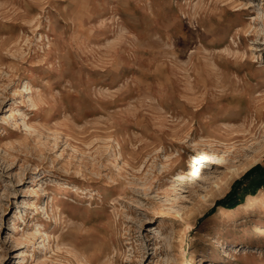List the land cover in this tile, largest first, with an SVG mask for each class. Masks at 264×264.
Returning <instances> with one entry per match:
<instances>
[{"label": "rangeland", "instance_id": "1", "mask_svg": "<svg viewBox=\"0 0 264 264\" xmlns=\"http://www.w3.org/2000/svg\"><path fill=\"white\" fill-rule=\"evenodd\" d=\"M257 164L264 0H0V264H264Z\"/></svg>", "mask_w": 264, "mask_h": 264}, {"label": "trees", "instance_id": "2", "mask_svg": "<svg viewBox=\"0 0 264 264\" xmlns=\"http://www.w3.org/2000/svg\"><path fill=\"white\" fill-rule=\"evenodd\" d=\"M259 189H264V165L257 164L232 183L228 193L215 201L209 214L214 213L218 208L233 209L243 201L245 196L252 195Z\"/></svg>", "mask_w": 264, "mask_h": 264}, {"label": "bare ground", "instance_id": "3", "mask_svg": "<svg viewBox=\"0 0 264 264\" xmlns=\"http://www.w3.org/2000/svg\"><path fill=\"white\" fill-rule=\"evenodd\" d=\"M229 154H218V153H214V152L209 151V152L203 153L200 156L194 157L193 158L194 164L189 165L188 171H187L188 173L185 172V173L177 174L176 182H185L189 177L197 175L195 172L197 170V168L203 169L204 167H208L210 165H212L213 168L218 169V170H223V169L229 170V171L234 170V172L236 173V171H237V168L235 167L236 165L233 162V160ZM196 180H197L196 178L193 180V184L197 183ZM221 183H226V179L225 178H218L214 182V185L217 187ZM251 197H253V196H247V198H251ZM257 232L260 235L264 234L263 230H258Z\"/></svg>", "mask_w": 264, "mask_h": 264}]
</instances>
